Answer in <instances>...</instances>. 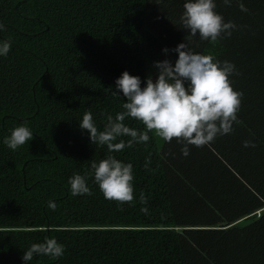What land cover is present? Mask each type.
Here are the masks:
<instances>
[{"label":"trees","instance_id":"obj_1","mask_svg":"<svg viewBox=\"0 0 264 264\" xmlns=\"http://www.w3.org/2000/svg\"><path fill=\"white\" fill-rule=\"evenodd\" d=\"M183 12L181 0H0V42L11 41L0 56V264H26L25 251L45 238L63 244L64 255H34L28 264H195L186 229L239 221H246L241 235L264 257V113L249 112L246 100L242 122L210 143L220 155L210 144L190 145L185 157L183 144L173 138L161 147L154 133L109 153L80 128L91 112L103 130L104 114L115 116L126 102L117 78L127 70L145 86L159 71L154 62L175 63L180 43L219 61L230 57L220 39H186ZM257 115L259 124L251 119ZM25 122L33 139L13 151L3 141ZM125 123L145 130L135 119ZM245 140L256 147H244ZM108 155L133 165L131 203L105 199L94 181L92 162ZM74 174L87 175L92 195H71ZM200 252V264H218Z\"/></svg>","mask_w":264,"mask_h":264},{"label":"clouds","instance_id":"obj_2","mask_svg":"<svg viewBox=\"0 0 264 264\" xmlns=\"http://www.w3.org/2000/svg\"><path fill=\"white\" fill-rule=\"evenodd\" d=\"M226 7H231L232 0H223ZM239 8L243 12L249 9L240 0ZM215 0H186L184 12L180 17L183 29L188 30L186 39L191 40L199 34L201 40L212 42L220 38H230L238 26L234 21H227L217 12ZM0 30L5 26L0 23ZM11 41L0 42V56H7ZM169 52L166 47L163 50ZM172 51L177 52L178 59L173 64L169 59L154 62L159 70L158 78H147L142 86L141 77L125 70L117 78L116 92L123 93L126 102L122 112L113 116L104 114L106 123L99 130L91 112H86L80 121V128L90 133L93 144L107 146L108 152H120L125 147L149 141V133L166 142L175 138L183 144L182 154L190 155L189 146L203 147L212 143L218 136L231 134L234 123L240 124L238 113L241 109L244 93L233 87L230 77L238 74L234 63L215 59L212 54L193 52L188 44L180 43ZM126 118H132L145 126V130L126 125ZM33 132L27 122L15 127L11 135L4 139V144L17 150L33 139ZM128 137L127 141L122 139ZM119 142H116L118 141ZM244 147H256L252 140H245ZM150 160H146L148 167ZM94 181L98 184L105 199L116 201L119 205L134 200L133 165L124 163L114 155L91 164ZM72 196L92 195L87 183V175L74 174L69 178ZM140 203L146 205L147 197L143 192ZM48 206L55 211L57 205L49 201ZM122 210V209H121ZM141 211L147 214L148 209ZM65 246L56 238H45L42 243H33L22 259L28 264L34 255L49 256L53 260L62 257Z\"/></svg>","mask_w":264,"mask_h":264},{"label":"rangeland","instance_id":"obj_3","mask_svg":"<svg viewBox=\"0 0 264 264\" xmlns=\"http://www.w3.org/2000/svg\"><path fill=\"white\" fill-rule=\"evenodd\" d=\"M186 1V0H185ZM254 3H257L253 6L254 9L259 10L261 8V11H264V0H251ZM217 4V12L223 15L225 22L231 21V19H236V24L239 27L238 30H234L232 32V35L228 40H225L222 37V40L225 44H227L232 51H237L238 48H240V44L237 42H234V40L240 39L243 35H246L250 30H253L254 28L263 29L261 26L264 25V12L262 16H259L258 13H255L256 18L259 19L260 22L256 21H250L249 18L245 16V13H236L238 11V8H236V1L232 0L231 7H226L223 3V0H215ZM237 14V16H235ZM235 16V17H234ZM248 23L250 26H241L244 23ZM264 37V31L261 34V37ZM249 52L253 50V45L249 44ZM255 70L259 73H264V67L261 68H255ZM159 75V71L154 70L152 74L150 75L153 80L157 79ZM237 87H235L236 89ZM245 97L242 99V103H244ZM262 102L258 105L256 104L257 100L253 97L246 98V102H248V106L250 109H248L249 112H253L254 114L260 113L262 114L263 110L262 105H264V99H260ZM242 106V105H241ZM254 106V107H253ZM261 116L257 115L251 119L257 124L261 121ZM255 119V120H254ZM260 126V125H259ZM155 136V135H154ZM157 143L159 146L164 144V140L161 138L155 136ZM210 146L220 155L221 153L218 151L217 146L210 144ZM222 150L225 147V144H220ZM162 147V146H161ZM264 164V163H262ZM241 174L239 173V176ZM253 185V184H252ZM258 192V191H257ZM259 196L264 200V192L261 194L259 193ZM246 221H239L236 222L233 225L220 228L218 230L213 229H186V232L190 237H192L193 241L190 242L189 245H187V250L189 253L190 258H192V262L195 264H200V262L197 261V256H201L200 250L204 251V254L209 255L216 263L218 264H255L254 254L249 251L248 246L246 245L245 241L243 240V237H241V234L239 232V227L243 226ZM229 227V228H228ZM194 251V253H192ZM193 254V255H192ZM209 264H213L209 261Z\"/></svg>","mask_w":264,"mask_h":264},{"label":"crops","instance_id":"obj_4","mask_svg":"<svg viewBox=\"0 0 264 264\" xmlns=\"http://www.w3.org/2000/svg\"><path fill=\"white\" fill-rule=\"evenodd\" d=\"M181 1L183 4H185L186 2L185 0ZM235 1V4L237 6L236 8H238V11H236V13H245V16L249 18L250 21L260 22L259 19L256 18L255 13H258L259 16H262L263 14L261 13H263L264 11L262 12L261 8H259V10L253 8V6L257 3H254L251 0H242L245 6L249 9L248 12H243L238 6L240 0ZM235 16H237V14ZM231 21H234L236 23V19L232 18ZM247 25L249 27H252L247 22L242 24L241 26ZM261 26L263 27V29H261V27L254 28L253 30H250L246 35L240 37V39L234 40V42L240 44L241 50L238 48L237 51H232V49L224 43L222 38H220V40L227 46L228 50L230 51L228 53L230 57L228 58V56H225L220 60V62L223 63V61H229L234 63L238 73L233 74L230 77L233 83V87H237L236 90L242 91L244 93V101L246 100V98L253 97L257 100V105L259 103L261 104V98L264 99V73H259L255 70V68L264 67V37H261V34L264 31V25L261 24ZM224 39L228 40V38ZM249 44L253 45V50L251 52H249ZM261 107L262 109L260 110H263L262 113H264V105H262ZM241 237L243 236L241 235ZM243 240L245 241V243H247L246 245L248 246L249 251H251L255 256L254 263L264 264V257L244 237Z\"/></svg>","mask_w":264,"mask_h":264}]
</instances>
